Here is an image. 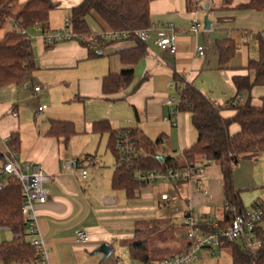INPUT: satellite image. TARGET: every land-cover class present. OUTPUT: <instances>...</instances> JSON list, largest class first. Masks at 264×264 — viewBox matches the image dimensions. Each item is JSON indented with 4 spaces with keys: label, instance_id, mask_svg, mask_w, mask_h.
<instances>
[{
    "label": "crops",
    "instance_id": "1",
    "mask_svg": "<svg viewBox=\"0 0 264 264\" xmlns=\"http://www.w3.org/2000/svg\"><path fill=\"white\" fill-rule=\"evenodd\" d=\"M25 1L17 0L18 8ZM51 1L55 8L49 13L48 31L63 29L71 9L83 0ZM187 1L151 2L153 28L144 43L147 53L131 67L130 85L111 95L102 93V79L130 68L121 62L118 52L133 47V41L108 40L98 47L97 56L90 58L88 49L78 41L47 44L40 28H31L39 33L30 40L37 70L20 85L0 88V142L7 140L9 147L11 135L17 134V151L9 147L17 161L38 166L49 176V198L36 210L51 264H100L101 254L93 252L102 244L112 248L109 257L113 256L114 264L139 263L130 259L129 244L139 228L151 229L152 225L157 229L142 235H147L151 247L181 253L189 244L182 237L181 223L190 206L195 207L199 226L208 224L210 217L214 226L224 219L223 180L217 164H204L203 175L188 182L142 185L134 197L128 198L112 187L116 159L108 147L109 134L92 130L95 122L107 121L113 131L137 129L151 141L161 137L158 156L182 163L183 152L193 145L197 134L188 112H178L175 126L162 120L168 111L166 100L178 97L173 86H194L225 119L235 113L231 102L264 105V86L237 95L232 81L234 76L248 75L244 67L257 58L258 36L264 34V12L235 11L224 7L221 0H204V8L201 0H189V10ZM193 18L200 24L196 32L190 30ZM85 19L89 30L97 24L99 33L111 31L94 12ZM13 21L9 19L0 38L11 30ZM168 25L178 32L186 31L176 35L174 53L155 44L161 28ZM244 32L251 37L246 38ZM225 40L234 43L236 52L226 67L220 68L215 45ZM197 47L203 48V55L198 54ZM35 87H40V92H34ZM40 105L46 108L37 114ZM52 121L70 122L74 135L65 142L62 137L47 134ZM239 130L236 123L228 127L230 135ZM65 161L71 163V174L64 168ZM82 171H86L85 176ZM231 179L246 211L252 210L253 203H264V152L240 160L233 167ZM161 194H167L170 200H160ZM81 229L88 233L86 243L76 240L75 233ZM165 231L167 236L163 235ZM14 237L10 229L0 227V243ZM224 252L219 250L217 257Z\"/></svg>",
    "mask_w": 264,
    "mask_h": 264
},
{
    "label": "trees",
    "instance_id": "2",
    "mask_svg": "<svg viewBox=\"0 0 264 264\" xmlns=\"http://www.w3.org/2000/svg\"><path fill=\"white\" fill-rule=\"evenodd\" d=\"M154 0H83L70 11L69 31L72 40L78 41L88 49L90 58L96 57L98 47L108 40L93 35L86 23V16L94 12L112 31L135 32L150 26V4ZM226 8L235 11L264 12V0H221ZM191 2L187 1L190 10ZM55 8L51 0H27L19 8L17 0H0V32L9 19L19 22L20 27L31 29L38 26L41 32L48 31L49 13ZM16 11V12H15ZM133 41V47L118 52L121 62L129 69L120 73H109L102 79L101 90L104 95H111L128 87L133 80L131 67L147 53L143 42L133 34L126 38ZM97 46V49L93 48ZM216 52L220 68H225L229 60L235 55L236 46L232 41L217 42ZM257 59L249 60L244 67L249 74L232 78L236 94L248 93L255 86H264V34L258 36ZM37 70L32 44L23 35L10 30L0 38V88L8 85H20ZM178 111L191 114V125L196 131L197 138L193 145L183 152V161L178 163L173 158L164 157L159 160L157 148L161 137L151 141L137 129L128 130L131 138L136 141L141 158L133 162L130 169L116 168L112 176V187L123 191L128 198H132L140 186L133 181L137 171H164L169 168H181L188 164L200 163L203 165L215 163L220 167L225 204L234 208V212L225 211L224 219L213 226L205 224L199 226L204 233H214L230 225L233 214H244L240 192L233 188L231 174L233 167L246 158H256L264 152V105L255 107L249 101L233 107L235 113L231 118H223L216 106L209 102L194 86L185 84L178 94ZM236 123L240 130L230 135L228 127ZM92 130L96 133L109 134V149L114 154L116 162L118 153L115 148L116 135L107 121L95 122ZM121 131V130H120ZM73 125L70 122L52 121L48 129L49 135L64 138L65 142L74 135ZM19 138L12 134L9 147L15 153L18 149ZM23 195L20 184L13 178H7L0 187V227L10 229L15 235L10 241L0 243V262L12 264L31 261L36 256V250L30 246L25 236V222L21 214ZM264 207V203H253L252 209ZM139 228L136 238L129 244V256L132 261L139 263L156 262L172 258L186 251L174 254L170 249L151 247L149 238L142 236L157 229ZM255 231L261 240V247L251 253L245 248L241 240L233 242L222 241L219 250L230 255L232 264H264V215L257 224ZM189 244L186 246L188 249ZM185 251V252H184Z\"/></svg>",
    "mask_w": 264,
    "mask_h": 264
},
{
    "label": "built area",
    "instance_id": "3",
    "mask_svg": "<svg viewBox=\"0 0 264 264\" xmlns=\"http://www.w3.org/2000/svg\"><path fill=\"white\" fill-rule=\"evenodd\" d=\"M196 3V2H195ZM197 5V4H195ZM69 19L65 20L63 29L55 31L42 32V40L47 44H53L59 41L72 40V33L69 31ZM200 24L197 18H193V23L190 28L193 32L198 31ZM153 26L146 29H140L135 32L131 31H110L103 33L100 37L105 40L126 39L130 33L138 40L145 43L149 38V32ZM163 31L155 40V44L160 50L169 53L175 52V40L178 33L184 34L186 31H177L173 26L168 25L161 28ZM11 30L23 35L26 40H30L25 29L20 27L19 22H14ZM40 30V29H39ZM41 31V30H40ZM246 38H250L249 32H244ZM199 55H203V48L197 47ZM177 93L182 91V88H177ZM40 87H35L34 92H40ZM165 105L168 107L167 114L162 117L164 122L170 123L173 126L177 122L178 102L175 98L166 100ZM235 102L229 104L230 107H235ZM46 108L45 105L37 107V114ZM0 143V187L5 184L7 178H13L21 186L23 195L21 214L25 222V236L29 240L30 246L36 250V256L31 261L19 262L14 264H51L49 261V250L46 242L43 239L39 230L38 214L36 206L43 205L49 198V189L46 184L49 182V176L45 174L41 168L32 165L28 162H18L16 155L9 149L8 141L2 140ZM6 148V149H3ZM115 148L118 153L116 168L130 169L133 162L141 158L142 153L136 146V141L131 138L128 130L117 132ZM65 170L71 174V163L64 162ZM204 165L199 163L188 164L181 168H169L164 171H137L133 176V180L140 184H153L155 182L162 183H179L188 182L191 179L201 176L204 173ZM82 175H86V171H82ZM160 200L168 202L170 200L167 194H161ZM225 211L234 212V208L228 204L224 206ZM195 207L190 206L188 212L184 216L181 223L182 237L189 242V247L185 253L176 255L172 258L159 260L156 262L135 263V264H191L197 260V251L207 249L211 256H218L219 246L222 241L233 242L241 240L246 249L251 253L256 252L261 247V240L258 238L255 228L264 215V207L254 208L251 211H246L244 214H233L230 225L227 228L220 229L214 233H204L200 230L194 216ZM208 224L213 225L212 218L208 219ZM214 226V225H213ZM76 240L81 243H86L89 240L88 233L84 230H77L75 233ZM116 264H119L116 262Z\"/></svg>",
    "mask_w": 264,
    "mask_h": 264
},
{
    "label": "rangeland",
    "instance_id": "4",
    "mask_svg": "<svg viewBox=\"0 0 264 264\" xmlns=\"http://www.w3.org/2000/svg\"><path fill=\"white\" fill-rule=\"evenodd\" d=\"M218 1H220V0H218ZM202 2H204V0H201V4H202ZM204 6L205 5L202 4V8H204ZM200 23H201V26H203V21L202 20H201ZM95 25L90 27L91 33L93 35H96V36H101L103 33L102 32L99 33L98 25L97 24H95ZM94 33H97V34H94ZM105 33H107V31ZM27 34H28L30 40L35 39L36 36L39 35L38 31H36L35 29L28 30ZM117 42L120 43V42H125V41L121 40V39H118ZM256 57H258V55ZM41 85H43V84H41ZM167 233H168V231H165L163 233V235L167 236ZM196 256H197V260L195 262L191 263V264H232V261H231L229 255H228V252L227 253L226 252L222 253V255L219 256V257H217V256L213 257V256H211L210 252L207 249H200V250L197 251ZM100 264H114L113 256H111V257L108 256L107 259L103 260V262H101Z\"/></svg>",
    "mask_w": 264,
    "mask_h": 264
},
{
    "label": "water",
    "instance_id": "5",
    "mask_svg": "<svg viewBox=\"0 0 264 264\" xmlns=\"http://www.w3.org/2000/svg\"><path fill=\"white\" fill-rule=\"evenodd\" d=\"M159 160L162 161L163 157L158 156ZM112 252V248L107 244H102L99 246L93 253L94 254H101V260H105Z\"/></svg>",
    "mask_w": 264,
    "mask_h": 264
}]
</instances>
